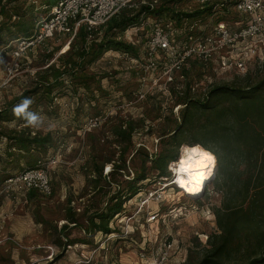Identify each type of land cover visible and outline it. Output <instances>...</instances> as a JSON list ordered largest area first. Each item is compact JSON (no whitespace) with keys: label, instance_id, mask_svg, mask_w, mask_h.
<instances>
[{"label":"rangeland","instance_id":"rangeland-1","mask_svg":"<svg viewBox=\"0 0 264 264\" xmlns=\"http://www.w3.org/2000/svg\"><path fill=\"white\" fill-rule=\"evenodd\" d=\"M46 2H34L35 16L45 15ZM56 2L52 0L50 4L54 6ZM162 3L163 0H133L127 9L138 12L147 7L151 12ZM182 6L183 3L172 5L171 12L175 9L183 11ZM143 17L153 15L145 14ZM131 28L120 38L136 49L137 55L129 53L130 56L142 57L145 33L131 31ZM72 41L69 37L49 41L44 48L37 50L33 58L22 61L16 79L0 90V110L10 109L11 112L19 103L14 100L24 92L30 93L28 97L34 101L30 110L47 119L44 128L29 129L32 135L50 133L53 145H56L55 151L49 150L45 161L53 190L50 197L41 194L30 197L26 191L7 188L4 180L0 182V264H198L211 247L210 239L220 234L217 212L237 204V209L249 210L251 194L246 200L243 196L234 195L233 201L237 202L232 203V194L227 189L229 179L226 177L215 183L217 160L203 192L194 198L179 193L178 187L169 184L172 175L169 179H156L157 172L149 170L148 162L147 179L140 182V191L136 195L122 199L121 212L108 220L107 234L84 231L88 216L103 211L109 197L118 194L126 182L142 170L140 150L144 148L152 159L153 154L163 149H174L175 143L167 133L174 128L173 119L178 118L179 110L174 109L172 88L167 91L163 86L153 88V75L140 71L123 60L121 52L112 50L86 68L87 75H94L100 81L102 92L94 91L93 98L83 87L79 88L68 80L65 81L67 89L62 93L52 98L41 94L38 73L56 63L58 57L68 54ZM49 55L52 57L47 59ZM8 61L6 56L2 62L8 64ZM248 75L252 78L251 84L264 78V64L250 62ZM6 76L8 72L0 69L1 82ZM246 76L233 72L218 73L217 76L205 74L202 79L193 78L191 93L198 97L212 85L244 84ZM208 77L211 83L207 82ZM170 108H173V114L169 113ZM141 120L143 125L139 127ZM21 121L12 119L0 126L7 131L19 130L23 127ZM129 121H134L137 128L131 135L132 147L125 155L126 169L121 171L123 174L114 175V183H107L112 165L103 166L105 180L99 179L94 172L95 167L111 157L114 150L125 146V140L118 133L126 128ZM121 123L124 125L119 131ZM49 124L55 125L52 131L47 130ZM191 138L186 133L179 139L182 143L177 149V160L180 147L185 144L191 146ZM6 145L5 137H1V157H4ZM14 154L22 162L23 154L16 151ZM117 157L118 153L115 159ZM236 165L235 169H244L250 175L251 165L241 161ZM18 172L16 169L13 175L17 176ZM4 174L0 172V181ZM158 197L161 202H156ZM69 210L76 215L78 226L67 220ZM152 214L157 216L155 221L149 220ZM99 222L100 219H95V223ZM67 240L74 243L67 246Z\"/></svg>","mask_w":264,"mask_h":264},{"label":"trees","instance_id":"trees-1","mask_svg":"<svg viewBox=\"0 0 264 264\" xmlns=\"http://www.w3.org/2000/svg\"><path fill=\"white\" fill-rule=\"evenodd\" d=\"M36 1L0 0L1 70L4 69L8 72L13 62L12 49L8 47L9 44L19 38H28L36 21L41 18L42 15H34L36 13L34 2ZM51 1L47 0L44 14L52 6ZM184 1L186 0H163L161 6L151 12H148L147 7L138 12L124 9L105 25L95 28L96 30L91 29L88 31L86 28H80L70 44L68 54L58 57L56 63L38 73L41 77L38 82L41 86V88L38 87L40 93L52 98V96L58 95L67 89L65 86L67 80L79 88L83 87L86 92L90 93L91 97L94 91L101 93L100 81L94 75L86 74L87 66L93 65L109 50L137 55L136 49L124 43L120 36L128 28L139 25L140 21L145 18L143 17L145 14L154 17L167 14L177 17L184 15L191 18L209 12L211 9L208 8L202 12L193 13L182 12L181 14L171 12L172 5ZM39 49L27 53L21 62L27 61L28 57L33 58ZM66 51L67 47L64 52ZM6 56L9 57L8 64L2 62ZM51 57L52 55H49L47 59ZM205 74L215 76L212 70H207L198 61H190L182 72L184 76V79L180 80L182 82L177 79L169 86V89L172 88L174 95V106H181L178 118L173 119L174 128L167 133L170 135V140L175 143L174 149L171 151L163 149L158 154H153L152 159H149L150 154L144 148L140 150L139 152L143 155L142 170L136 172L133 179L127 181L125 188L121 189L118 194L109 197L103 211L88 216L84 231L88 234L95 232L107 234L108 220L115 213L121 212L122 199L136 195L140 191V182L147 179L146 164L148 162H150L149 170L157 172L156 179L171 178L172 174L169 172L168 164L177 160V149L182 143L179 139L184 134L189 133L192 137L189 145L199 144L204 150L215 155L218 163L215 183L219 179L226 177L229 179L230 183L227 189L228 193L232 194V203L237 202L233 201L234 195L243 196V200H246L248 195L251 194L247 212L237 209L238 204L217 212V225L220 234L210 239L211 247L198 264H264V78L251 84L252 78L248 75L243 80L244 84L234 82L229 85H212L205 94L194 97L191 93L194 88L193 82H195L193 78L194 80L195 78L202 79ZM191 76L193 77L191 78ZM14 79L16 78L11 81ZM96 82L98 83L97 86H95ZM6 86L0 88V90ZM34 91L36 90L32 92ZM28 95L30 93L24 92L14 101L20 102ZM11 107L12 103L9 108ZM11 113L10 109L0 110V124L16 119ZM169 113L173 114V108H170ZM23 123L21 121L20 125H23ZM123 125V123L119 124V131ZM142 125L143 120H141L139 127ZM135 128H137L135 122L129 121L126 128L121 129L118 133L119 136L123 137L126 144L124 147L117 149L119 152L114 150L111 157L104 159L100 166L95 167L94 172L99 179L105 180L102 172L104 164L112 165L109 182L107 181V183H114L116 173L123 174L121 171L124 172L126 169L125 155L132 147L131 135ZM1 137H5L7 145L4 150V157L0 155V172L5 173L0 182L14 177L13 173L16 169L19 174L25 170L37 168L39 162L46 161L50 149L56 150V145H53L50 133L32 135L28 127L7 131L0 126ZM14 151L20 153V155L23 154L22 162H20V159H16ZM117 153L118 157L115 159ZM239 161L251 165L252 170L249 176L244 169H235ZM231 168H233V171H231ZM34 194L40 193L34 190L27 192L30 197H33ZM69 211L67 220L78 226L76 215L71 210ZM95 219H100V222L95 223ZM67 243H69L67 246H70L74 242L67 240Z\"/></svg>","mask_w":264,"mask_h":264},{"label":"built area","instance_id":"built-area-1","mask_svg":"<svg viewBox=\"0 0 264 264\" xmlns=\"http://www.w3.org/2000/svg\"><path fill=\"white\" fill-rule=\"evenodd\" d=\"M132 1L57 0L36 21L28 38H19L9 44L13 62L0 88L9 84L21 71V60L27 53L43 48L54 38L69 37L73 40L80 28L88 31L99 28L127 9ZM208 8H211L209 12L191 18L169 14L143 18L139 25L131 28V31L145 33L142 57L122 53V59L153 75L152 87L163 86L165 91L177 79H184L182 72L190 61H198L207 70H212L215 76L233 72L244 77L248 74L250 62L263 65L264 0H186L183 11L175 9L174 12H202ZM208 81L211 83L212 80L208 77ZM140 97L144 98L143 95ZM180 107L176 106L175 111ZM45 165V162H39L37 168L7 179V188L26 192L34 190L50 197L51 179ZM172 179L169 184L174 186ZM150 196L154 197V194ZM161 201L159 197L156 199V202ZM156 218V214H152L149 220L155 221Z\"/></svg>","mask_w":264,"mask_h":264},{"label":"clouds","instance_id":"clouds-1","mask_svg":"<svg viewBox=\"0 0 264 264\" xmlns=\"http://www.w3.org/2000/svg\"><path fill=\"white\" fill-rule=\"evenodd\" d=\"M33 103L32 98H23L12 108V114L16 120L24 122L23 127L39 130L44 128L47 118L30 110ZM12 123L14 125L15 121ZM54 128L55 125L49 124L47 130L52 131ZM179 151V159L168 164V169L173 177L172 182L188 192H200L203 181L212 175L209 165H214L215 157L199 144L195 146L182 145Z\"/></svg>","mask_w":264,"mask_h":264},{"label":"bare ground","instance_id":"bare-ground-1","mask_svg":"<svg viewBox=\"0 0 264 264\" xmlns=\"http://www.w3.org/2000/svg\"><path fill=\"white\" fill-rule=\"evenodd\" d=\"M215 164H216V159H215L214 165H215ZM214 165H209V167H211V169H213V166H214ZM205 171H207V169H205ZM212 173H213V172H212ZM210 177H212V175H211ZM210 177H208L206 180L203 181L202 186H201V191H200V192H197V193L188 192V191H186L185 189L180 188V187H179L178 185H176L175 183H173V184H174L176 187L179 188V192L184 193L187 197H192V198H194V197L199 196L200 193L203 192V190H204V188H205V183H206V181H208V179H209ZM182 193H181V194H182Z\"/></svg>","mask_w":264,"mask_h":264}]
</instances>
